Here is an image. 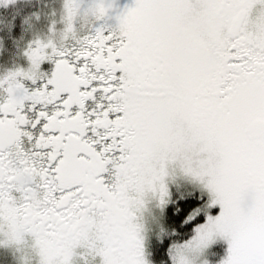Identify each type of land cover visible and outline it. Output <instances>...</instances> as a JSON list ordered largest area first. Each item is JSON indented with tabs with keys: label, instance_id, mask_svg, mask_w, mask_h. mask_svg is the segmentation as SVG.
I'll list each match as a JSON object with an SVG mask.
<instances>
[{
	"label": "snow or ice",
	"instance_id": "1",
	"mask_svg": "<svg viewBox=\"0 0 264 264\" xmlns=\"http://www.w3.org/2000/svg\"><path fill=\"white\" fill-rule=\"evenodd\" d=\"M74 9L60 42L32 40L28 66L0 75L9 239L38 233L44 264H72L77 244L84 264H147L146 233L191 229L172 264L216 236L220 264H264V0H135L81 37Z\"/></svg>",
	"mask_w": 264,
	"mask_h": 264
},
{
	"label": "rangeland",
	"instance_id": "2",
	"mask_svg": "<svg viewBox=\"0 0 264 264\" xmlns=\"http://www.w3.org/2000/svg\"><path fill=\"white\" fill-rule=\"evenodd\" d=\"M14 1L16 0H7V2L5 3L3 2V0H0V7L8 5ZM77 2L79 4L78 11L80 15L73 18V25L74 24L81 25L82 23L81 16H84L83 25H88L93 21L100 23L103 28L109 30L111 28H115L117 24V16L126 12L128 8L134 6L135 0H103V3L105 5H111V6L108 8L106 15L99 19L95 18L90 11L91 6L97 3L98 0H77ZM62 4H63V0H57L54 6L52 5V3L45 4L44 8H42L41 10L39 9L40 13L39 11L35 10L33 11V14L29 15L28 17L29 22H27V24L34 22L36 16H39V21H36L39 24L53 25V23H61L65 25L66 21L63 22L60 19ZM2 38H3V34H2ZM3 45L6 46L7 50H10L8 47H11L13 45V35L11 39H9V41L8 40L5 42L3 41V43L0 39V50L4 49ZM9 55H11V53ZM10 229H11V225H9L7 221H5L3 225H0V241H4L3 243H0L1 263L44 264L46 259L47 260L56 259V257L53 256H46L42 243L34 244L31 240L28 239L29 237L25 235L22 229L20 230L17 239L14 240L9 239L8 233ZM157 231H158V227L156 230L146 233L144 237L143 254L147 264H154L152 263L149 257L148 244L150 240L153 238L162 239L163 237L162 235L158 236L156 234ZM192 235H194V232H192ZM189 238H187L186 240H188ZM217 245L222 247V252L218 258L213 259L212 249ZM172 246L173 244L170 246L169 255L171 253ZM227 246H228L227 240L224 237L221 236L214 237L210 244H208L198 254L192 257L193 264H202V262L204 261H207V264H220V261L227 254ZM73 252L74 255L71 258L72 264H84V260L81 255L84 252V249L80 247ZM99 260H100L99 257L90 258L91 264H99ZM170 260H171V256H170ZM171 264H172V260H171Z\"/></svg>",
	"mask_w": 264,
	"mask_h": 264
},
{
	"label": "flooded vegetation",
	"instance_id": "3",
	"mask_svg": "<svg viewBox=\"0 0 264 264\" xmlns=\"http://www.w3.org/2000/svg\"><path fill=\"white\" fill-rule=\"evenodd\" d=\"M29 24H18L13 29V45L11 47H8L10 50L6 49V46H3L4 49L0 50V75H3L4 73L15 70L16 68H26L28 66V60L27 57L24 55V50L31 42L35 39L32 32L29 30ZM39 28L42 32V34L39 36L41 39H45L46 37H51L55 40H57L56 31L60 30L65 27L64 24L61 23H53V25H46V24H39ZM102 27L100 23L98 22H91L88 25H83L81 27L80 24H74L73 28L76 31L77 37L85 36V35H91L94 34L96 28ZM1 28V27H0ZM105 31H108L104 28ZM74 40H68L65 41L66 45L74 44ZM11 53V55H9ZM51 68V64L48 61H44L41 63V70L44 72L49 71ZM26 86L32 87V83L30 81H24ZM39 83V82H37ZM26 236H28L29 240H31L34 244L42 243L43 237L40 236L38 233L34 231H29L22 229ZM85 241H81V243H84ZM77 248H80V245L77 244V246L72 249V251H75Z\"/></svg>",
	"mask_w": 264,
	"mask_h": 264
},
{
	"label": "trees",
	"instance_id": "4",
	"mask_svg": "<svg viewBox=\"0 0 264 264\" xmlns=\"http://www.w3.org/2000/svg\"><path fill=\"white\" fill-rule=\"evenodd\" d=\"M55 0H16L0 8V39L9 41L13 35V29L18 24H27L28 17L33 11H39L45 4L53 3ZM40 13V11H39ZM33 23V22H32ZM3 34V38H2ZM5 46V45H3ZM192 230L188 229L174 237L163 236L162 239L153 238L148 244L149 257L154 264H171L169 249L172 244L180 243L192 235ZM213 259L218 258L222 252V247L217 245L212 249ZM0 264H4L1 263Z\"/></svg>",
	"mask_w": 264,
	"mask_h": 264
},
{
	"label": "clouds",
	"instance_id": "5",
	"mask_svg": "<svg viewBox=\"0 0 264 264\" xmlns=\"http://www.w3.org/2000/svg\"><path fill=\"white\" fill-rule=\"evenodd\" d=\"M69 4H70V0H63L62 11H61V15H60V19L63 22L66 21V17H67L66 6H68ZM78 15H80L79 11L74 9L73 18L77 17ZM83 20H84V16H81V21H82L81 27L83 26ZM36 21H39V16H36L35 21L33 23L29 24V30L32 32V34L35 37V39L39 38V36L42 34V32H41V30L39 28V25H38V23ZM64 28L56 31V36H57L58 42H60L61 38L64 35ZM74 36L77 37V34H76L75 30H74ZM46 38H49V36L46 37Z\"/></svg>",
	"mask_w": 264,
	"mask_h": 264
}]
</instances>
